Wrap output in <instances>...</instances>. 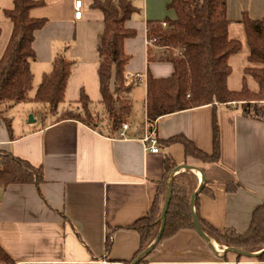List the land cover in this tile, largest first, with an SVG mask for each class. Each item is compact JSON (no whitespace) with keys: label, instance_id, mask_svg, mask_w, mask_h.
I'll return each mask as SVG.
<instances>
[{"label":"crops","instance_id":"1","mask_svg":"<svg viewBox=\"0 0 264 264\" xmlns=\"http://www.w3.org/2000/svg\"><path fill=\"white\" fill-rule=\"evenodd\" d=\"M38 1L42 4L32 8L30 15L47 21L36 31L33 42L34 80L39 86L44 74L52 70L55 56L64 54L73 61L66 96L71 91L75 93L72 99L78 100L86 87V73L99 84L97 47L103 12L93 7V0H82V17L76 18V0ZM133 1L139 11L127 26L137 35L125 41V51L131 56L126 74L142 73L146 80L134 84L130 93L132 110L124 118L131 126L127 138H119L120 129L116 131L112 123L91 126L76 119L58 120L55 115L44 118L38 127L21 125L17 132L12 127V136L7 127L1 129L0 149L42 166L45 175L40 189L32 183L0 187V246L11 264L129 263L140 247V235L132 225L146 216L153 204L165 176L167 154L177 166L189 164L203 170L207 191L198 195L199 211L215 227L245 233L253 212L264 203V121L243 115L241 102L207 104L162 116L155 123L160 151L144 149L140 138L148 126V69L155 77L173 71L168 62H148V22L175 19L176 12L168 7L169 0ZM13 4L14 0H0V11ZM227 5L231 23L241 22L244 14L264 18V0H227ZM0 19L9 33L4 52L13 25L6 17ZM99 94L100 101V87ZM215 118L221 148L217 163L186 157L180 143H163L183 134L211 154ZM186 170L197 178L198 187L203 181L198 170L183 169L178 174ZM169 175L172 172L167 183ZM228 259H220L195 229L186 228L159 242L142 264H264L249 258L238 262L232 252Z\"/></svg>","mask_w":264,"mask_h":264},{"label":"trees","instance_id":"2","mask_svg":"<svg viewBox=\"0 0 264 264\" xmlns=\"http://www.w3.org/2000/svg\"><path fill=\"white\" fill-rule=\"evenodd\" d=\"M41 4L38 0H14L11 8L4 9V16L10 20L13 28L0 58V107H11L32 99L48 105L50 113L58 120L76 119L91 126L99 122L107 126L113 124L115 130L119 131L125 116L131 113L130 93L134 86L126 79V66L131 56L125 51V41L135 37L137 31L129 28L127 22L139 8L133 0H93V7L101 9L104 15V26L97 47L100 56V102L104 111L101 114L91 111V99L82 91L80 98L70 104L72 108L60 113L58 107L65 100L73 65V61L64 54L55 56L52 70L44 74L34 97H29L34 81L31 62L36 58L33 48L35 33L47 21L45 18H33L30 11ZM168 7L175 10L176 18L165 19L166 27L162 21L148 22V36L156 38L164 48V54L157 56L158 48L149 47L148 62L163 61L173 67L172 73L165 77H155L151 69H148L145 108L149 128L162 116L215 103L241 102L243 115L264 121V18L255 19L244 14L241 20L249 46L250 65L244 69V86L233 90L228 86L232 72L230 57L241 51L242 42L229 36L231 22L227 14V0H169ZM248 76L256 81L258 90L248 87ZM2 121L12 136L10 119L2 116ZM159 143L161 145V141ZM163 143L166 146L182 144L188 158L204 163L220 161V128L217 118L213 122L214 149L211 154L200 149L183 134L172 136ZM176 167L173 157L167 154L165 176L159 184L153 204L147 215L132 225L140 235V247L133 260L126 264H131L159 233L168 189L167 176ZM44 181L42 166H34L0 149V187L5 188L13 183H32L40 189ZM197 188V178L188 171L174 176L172 197L160 242L182 229H195L191 196ZM205 191L207 188L203 187L201 192ZM195 211L204 232L219 243L249 252L264 249V203L253 212L249 229L245 233H239L233 228L221 230L203 219L199 211V196L195 200ZM110 243L108 241L107 246ZM229 254L231 252L225 255V262L229 260ZM232 254L236 255L238 262L247 258L238 253ZM148 256L139 264L144 263ZM249 259L264 261V253ZM10 261L0 246V262L11 264ZM210 264L224 263L217 261Z\"/></svg>","mask_w":264,"mask_h":264},{"label":"rangeland","instance_id":"3","mask_svg":"<svg viewBox=\"0 0 264 264\" xmlns=\"http://www.w3.org/2000/svg\"><path fill=\"white\" fill-rule=\"evenodd\" d=\"M0 10H1V5H0ZM5 17L4 12L0 11V18ZM229 36L230 38H236L242 42V49L240 52L231 55L230 57V64L232 67V72L231 75L229 76V83L228 85L231 88L234 89H241L244 86V80H245V72L244 69L246 66H249V60H248V55H249V46L246 41V34L243 28V25L241 22H232L229 27ZM8 31L4 28L3 26V21L0 19V58L3 55V50L5 47V43L7 41L6 37H8ZM6 36V37H5ZM10 36V35H9ZM5 37V38H4ZM160 50V49H159ZM85 78V92L90 96L91 98V103L89 105V109L91 111H95L98 113H103L104 109L99 101V84L98 81L94 77H91L90 75L83 76ZM37 79L33 81V88L29 92V97L32 98L34 97L36 88L38 86ZM246 84L248 87L252 90H256V86L258 85L256 81L251 77L248 76L246 79ZM72 94H75L74 92L71 93L69 91V96H65V100L59 104L58 107V112H62L63 110H67L69 108H72L70 106V103L74 100H76L77 97L72 99ZM72 99V100H71ZM0 110L2 111L0 113V132L1 129L6 131V125L2 121V116L7 117L10 119L12 127L14 130L19 131L21 125H25L27 129L38 127L42 124V121L44 118H52L53 115L50 113L48 105L42 102H37L32 99L23 101L17 104H14L11 107H5L1 106ZM34 121H31V120ZM187 171V170H186ZM216 241V240H215ZM219 245L218 247L223 249L224 244L219 243L216 241ZM224 259V258H223ZM247 259L248 258H243Z\"/></svg>","mask_w":264,"mask_h":264},{"label":"water","instance_id":"4","mask_svg":"<svg viewBox=\"0 0 264 264\" xmlns=\"http://www.w3.org/2000/svg\"><path fill=\"white\" fill-rule=\"evenodd\" d=\"M31 121H34L33 119ZM183 169H189V170H198L202 173V178L203 181L202 183L198 186V188L196 189V191L192 194L191 196V210H192V216H193V222L195 225V230L198 232V234L205 240L207 241L210 246L212 247V249L217 253V255L220 257V259H223L225 257V255L229 252L232 253H238L243 255L244 257L247 258H256L258 255L264 253V249L258 252H249V251H245L242 250L240 248L237 247H228V246H224L222 251H219L218 247L214 244L213 238H211L209 235H207L202 226L201 223L199 221V218L197 216V213L195 211V200L197 198V196L200 194V192L202 191V188L204 187V183H205V176L203 175V170L200 169L199 167L195 166V165H189V164H184V165H178L173 171H172V175L171 178L168 181V189H167V195H166V199L164 202V206L162 209V214H161V226H160V230L159 233L157 234L156 238L154 239V241L142 252L138 255V257L131 263V264H139L140 261L145 258L146 256H148L153 249L155 248V246L160 242L162 236H163V232L165 229V225H166V215L168 212V208H169V204L171 201V197H172V192H173V178L176 174H178L181 170ZM216 242V241H215Z\"/></svg>","mask_w":264,"mask_h":264},{"label":"built area","instance_id":"5","mask_svg":"<svg viewBox=\"0 0 264 264\" xmlns=\"http://www.w3.org/2000/svg\"><path fill=\"white\" fill-rule=\"evenodd\" d=\"M81 7H82V0H76L75 1V17L76 18L82 17ZM162 25L166 27L167 22L162 21ZM146 43L149 46H153V47L156 46L158 50L160 49L159 56H162L164 54V48L162 47V45H160V43L157 41L156 38L148 37ZM126 79L130 81L129 82L130 84H136V83L144 82L146 80V76L142 73H128L126 74ZM130 128L131 126L129 122L123 121L120 131L118 132L119 138H127V132L130 130ZM140 140L143 142L144 149L146 151H150L153 153H158L160 151L161 145L156 135L155 124L152 128H149V126H147V129L145 130Z\"/></svg>","mask_w":264,"mask_h":264},{"label":"bare ground","instance_id":"6","mask_svg":"<svg viewBox=\"0 0 264 264\" xmlns=\"http://www.w3.org/2000/svg\"><path fill=\"white\" fill-rule=\"evenodd\" d=\"M194 172H195V171H194ZM196 174H197V176H199V177L202 178V175H201L200 171H197ZM202 180H203V178H202Z\"/></svg>","mask_w":264,"mask_h":264}]
</instances>
